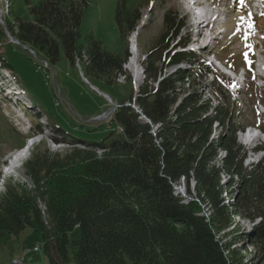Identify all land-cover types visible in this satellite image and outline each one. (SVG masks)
<instances>
[{"label":"trees","instance_id":"1","mask_svg":"<svg viewBox=\"0 0 264 264\" xmlns=\"http://www.w3.org/2000/svg\"><path fill=\"white\" fill-rule=\"evenodd\" d=\"M17 1L1 2L9 5L1 8L0 40L10 33L49 63L64 54L72 65L79 61L86 77L108 84L126 74L129 38L143 18L139 0L117 2L121 53L108 50L93 33L81 39L87 0H25L30 20ZM184 26L179 12L165 13L163 30L143 61V85L136 98L131 93L129 105L124 100L112 112L122 131L87 140L48 117L74 146L53 151L39 142L30 148L23 169L32 187L8 178L0 194V240L33 226L51 264H69L72 246L76 264H264V157L245 167L247 150L237 141L238 130L249 124L264 129L263 118L235 125L236 114L216 87L221 106L212 108L197 90L179 101V86L212 70L194 52L176 51L169 66L189 60L195 67L164 76L165 49L178 37L176 44L187 42L180 34ZM250 57L241 62L253 73ZM0 63L27 94L1 47ZM214 82L224 84L219 74ZM247 87L253 90L254 82ZM33 106L42 113L35 101ZM216 124L220 132L212 138ZM12 136L9 148L23 147L27 135L13 130ZM218 149L226 153L220 159ZM222 175H228L223 182ZM182 181L187 195L176 191ZM243 219L254 225L246 230ZM76 228L80 238L73 240Z\"/></svg>","mask_w":264,"mask_h":264},{"label":"rangeland","instance_id":"2","mask_svg":"<svg viewBox=\"0 0 264 264\" xmlns=\"http://www.w3.org/2000/svg\"><path fill=\"white\" fill-rule=\"evenodd\" d=\"M39 1L31 0L32 4H37ZM212 1L221 5V0ZM117 2L118 0H87L84 21L81 27V39L86 34L93 33L108 50L116 53L123 51V41L116 23ZM249 4L250 0H243V3H241V0L233 2L231 16L236 20L231 29L227 28L228 31L225 32L224 39L216 49V54L218 55L219 52L223 63L229 62L228 65H231L236 70L245 65L241 61L251 59L250 54L254 49L252 43L253 35L258 32L264 34V12L261 15L252 14ZM8 5L9 2L1 4L0 0V13L1 8L5 7L6 9ZM138 6L142 8L143 13V18L134 32L137 34L134 37H137L135 40L139 46V53L136 57L130 51L133 33L131 38H129V55L124 64V69L127 71L126 74L130 77V80L125 75L124 78L120 75L119 77H122L120 79L118 77V81L122 82L117 81L114 84H108L102 79L93 77H87L88 81H86L81 73L82 71L84 73V67L81 68L78 62L72 65L64 54H62L61 59L56 64L50 63L47 68L45 67L46 60L43 55L33 53L25 46L19 44L8 33L6 39L1 38L0 47L6 52V56L13 65L14 71L27 94L23 92L21 86L15 81L11 72L0 63L2 66H0V77L4 76L6 80V82L0 84V194L4 191L5 182L8 178H11L14 182L26 183L28 187H32L30 180L24 175L23 164L30 157V150L36 143L46 144L53 151L73 148V144L64 141L61 133L48 124V117L50 121L63 125L65 129L71 131L74 135L87 140H103L105 137L111 136L112 132L119 130L117 122L111 120L112 112L124 100H128L126 103L130 104L131 93L136 98L140 87L143 85L145 76H143L142 72V69H144L142 57L146 58L147 51L153 46L154 41L162 32L165 13L171 10L179 12L183 16L185 12L183 0H139ZM16 8L26 19H32L25 0H18ZM181 33L182 36H185L188 31L185 28L182 29ZM179 39L180 37L173 42L175 44L171 43L173 45L168 50L165 49L166 61L163 65L167 74L173 70L167 63L169 62V55L175 52L174 49H178L179 44L176 43ZM259 42L262 43L260 37ZM238 50L241 51L238 52ZM231 52L233 55H238L233 56ZM262 56L263 54H260L258 58L261 59ZM205 57L209 61L208 56ZM134 66L137 67L135 73ZM191 66H194V63L190 64V66L187 64L188 69ZM137 75H140V81L135 78ZM221 78L224 80V84L220 83L221 86L212 82L213 80L210 76L203 78L202 81H193L190 86L181 85V88L177 91L179 101L182 100L181 96L183 97L193 90H197L201 92L203 98L210 103L212 108L221 106L222 102L219 101L220 98L215 92L216 87L222 89L226 95L229 113L231 111L236 114V118L231 120L232 123L237 125L239 122H243L244 119H255L256 116L258 118L262 117L264 122V93H260L255 89H247L250 81L256 78L255 75L248 76L246 73L245 87H243L242 83L240 85L242 90L240 91L236 88L238 84H234L223 73ZM11 88H13L12 92ZM30 97L38 104L42 113L33 106V101ZM259 98L263 100H261L262 103H259ZM17 103H19L20 108ZM216 126L217 124L214 126L212 138H216L220 132L221 126L219 125L217 130L215 129ZM13 130H17L21 135L26 134L28 136L29 134L27 133L32 132L31 134L35 133L37 136L34 138L33 145L28 151L26 158L19 165L12 167L9 172H6L10 159L19 150L9 148L14 143ZM262 139H264V136L258 132V135L252 140L245 139L244 146L251 148L255 144L260 143ZM26 143L27 140L24 145ZM77 146L84 145L81 143ZM7 148H9L8 152L4 153ZM223 154L224 151L219 153V159L223 157ZM251 158L253 160L247 162L249 163L248 168L253 163H256L260 156L258 154L251 155ZM227 177L228 175H222V182ZM176 189V191L181 190L179 192H183V195H187L185 182L182 181L181 184L177 185ZM241 223L246 230L254 225L253 222L246 219H243ZM70 237L73 240L79 239L80 229L76 228L73 230L70 233ZM37 247L38 249H36ZM250 248V250L253 249V247ZM76 250L77 246L70 247L69 264H76L74 256ZM23 254L25 255L24 264H51L49 254L43 246V238L35 231L33 226H27L18 234H12L0 240V261H7L0 264H11L15 260L23 258ZM12 257L15 258L12 259Z\"/></svg>","mask_w":264,"mask_h":264},{"label":"bare ground","instance_id":"3","mask_svg":"<svg viewBox=\"0 0 264 264\" xmlns=\"http://www.w3.org/2000/svg\"><path fill=\"white\" fill-rule=\"evenodd\" d=\"M234 1L235 0H221V5H217V10L219 11V15L217 17H219L220 15H225L224 25H226V27L228 29H231L232 28V26L234 25V21L236 20L235 18H233V16H231L232 9H233L232 7H233V2ZM215 8H216V6H213V9H215ZM204 14H205L204 16L207 15V13H204ZM222 33H224L223 30H221L220 34H222ZM136 35H137L136 33L133 34L132 41H131V44H132L131 46L132 47H131V50L130 51H132V53L135 54V56L137 57L138 56V53H139V46H138V44H137V42L135 40L137 37L136 38L134 37ZM196 38L198 40L202 39L204 41L207 39V36H206V27L205 26L200 27L199 34L196 35ZM17 41H19V40H17ZM255 42H256V45L258 46L256 48V55H257L256 67H257V70H258V76H257L258 79L256 81V85H257V87H258L259 90H264V80H263V77H264V57L262 56L261 59L258 58V55L260 56V54H262L263 44L261 42H259V36H256ZM207 44H208V42L205 43V46ZM215 60H217V59H215ZM220 68L223 69V70L225 69L223 66L220 67ZM136 71H137V67L134 66V73ZM240 74L242 75L243 73L241 72ZM122 76H123V78L125 77L124 75H122ZM121 77H119V79ZM135 78H137L138 81H140V75H137V77H135ZM33 137H35V136H33ZM250 140H252V138ZM31 145H32V142L29 144V147L27 149H24L22 151H19L18 150V152L11 158L12 160L10 159L9 165L7 166L8 167V170H6V172H9L12 167H15V166L19 165L20 162L23 161L26 158V156L28 154V151L31 148ZM23 261H24V258H21L20 260H15L12 264H24Z\"/></svg>","mask_w":264,"mask_h":264},{"label":"water","instance_id":"4","mask_svg":"<svg viewBox=\"0 0 264 264\" xmlns=\"http://www.w3.org/2000/svg\"><path fill=\"white\" fill-rule=\"evenodd\" d=\"M17 41V40H16ZM18 43H20L19 41H17ZM26 48H29L27 45H24ZM32 52H33V50L31 49V48H29ZM85 80L86 81H88L86 78H85ZM179 191H181V190H178L177 192H179Z\"/></svg>","mask_w":264,"mask_h":264},{"label":"crops","instance_id":"5","mask_svg":"<svg viewBox=\"0 0 264 264\" xmlns=\"http://www.w3.org/2000/svg\"><path fill=\"white\" fill-rule=\"evenodd\" d=\"M13 258H15V257H12V259H13ZM1 262H7V261H0V263H1Z\"/></svg>","mask_w":264,"mask_h":264},{"label":"built area","instance_id":"6","mask_svg":"<svg viewBox=\"0 0 264 264\" xmlns=\"http://www.w3.org/2000/svg\"><path fill=\"white\" fill-rule=\"evenodd\" d=\"M36 249H38V247H37ZM24 256H25V255L23 254V258H24ZM6 264H7V263H6ZM11 264H12V263H11Z\"/></svg>","mask_w":264,"mask_h":264},{"label":"snow or ice","instance_id":"7","mask_svg":"<svg viewBox=\"0 0 264 264\" xmlns=\"http://www.w3.org/2000/svg\"><path fill=\"white\" fill-rule=\"evenodd\" d=\"M241 3H243V0H241Z\"/></svg>","mask_w":264,"mask_h":264}]
</instances>
